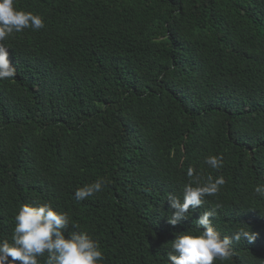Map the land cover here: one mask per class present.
Returning <instances> with one entry per match:
<instances>
[{
	"label": "trees",
	"instance_id": "obj_1",
	"mask_svg": "<svg viewBox=\"0 0 264 264\" xmlns=\"http://www.w3.org/2000/svg\"><path fill=\"white\" fill-rule=\"evenodd\" d=\"M14 7L45 27L4 41L17 74L0 80V241L11 243L23 204L50 203L78 225L67 231L99 242L102 264H169L175 235L199 234L215 210L222 238L243 228L257 239L233 241L214 264H264V0ZM189 167L200 184L226 182L173 226L167 197L182 199ZM98 179L102 190L77 202Z\"/></svg>",
	"mask_w": 264,
	"mask_h": 264
},
{
	"label": "clouds",
	"instance_id": "obj_2",
	"mask_svg": "<svg viewBox=\"0 0 264 264\" xmlns=\"http://www.w3.org/2000/svg\"><path fill=\"white\" fill-rule=\"evenodd\" d=\"M45 27L42 17L17 10L14 0H0V80L15 78L16 67L10 59V51L4 41L14 33L26 28L38 31ZM205 164L212 169L223 167V155H210L205 158ZM187 176L190 182L183 187L182 199L171 193L167 202L171 215L168 223L177 225L189 217V212L202 207L205 197L215 195L225 184V178L220 176L200 184V178L195 169L189 167ZM107 181L98 179L92 184L79 187L75 191V200L84 201L86 198L102 190ZM195 185V186H193ZM255 191L264 196V185L257 186ZM217 215L215 210L204 211L195 225L199 234L185 232L175 235L168 253L169 264H214V261L228 260L233 255L231 244L246 239L253 243L257 232L243 228L231 237H221L220 232L213 226L212 219ZM15 228L11 243L0 241V264H39V258L46 255L45 264H102L104 253L99 242L84 231H67L70 227L77 229L78 225L71 221L66 212L54 210L50 203L23 204L14 217ZM175 253V254H174ZM11 258V259H9Z\"/></svg>",
	"mask_w": 264,
	"mask_h": 264
}]
</instances>
